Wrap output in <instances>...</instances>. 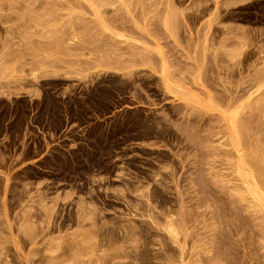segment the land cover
Wrapping results in <instances>:
<instances>
[{
    "label": "rangeland",
    "instance_id": "obj_1",
    "mask_svg": "<svg viewBox=\"0 0 264 264\" xmlns=\"http://www.w3.org/2000/svg\"><path fill=\"white\" fill-rule=\"evenodd\" d=\"M239 161L264 0H0V264H264Z\"/></svg>",
    "mask_w": 264,
    "mask_h": 264
},
{
    "label": "bare ground",
    "instance_id": "obj_2",
    "mask_svg": "<svg viewBox=\"0 0 264 264\" xmlns=\"http://www.w3.org/2000/svg\"><path fill=\"white\" fill-rule=\"evenodd\" d=\"M240 154V153H239ZM242 156V155H241ZM244 163L245 164H247L248 165V163L246 162V161H244ZM243 164V163H242ZM242 164L240 163V161H239V163H238V166L236 167L237 169H236V172L238 173V177H239V179H241L243 176H245V177H249V179H248V181H250V182H248L246 179L247 178H245L242 182H243V185H244V183H245V189L246 190H244V188H243V190L242 191H244L243 193H245V191H247L249 194H250V196L253 198H251L250 199V201H253V200H257L258 201V203L260 202L261 204H264V193L263 192H261L260 190H262V189H260L259 190V188H260V186H259V184H258V182H256V180H254L253 181V177H254V175H251V174H253L252 172H251V174L249 175L248 174V172L247 171H249V170H244V168H242ZM244 166V165H243ZM249 166H250V164H249ZM246 167V166H245ZM248 169V168H247ZM250 169V168H249ZM252 177V181L250 180V178ZM256 178V177H255ZM254 178V179H255ZM259 187V188H258ZM247 194V193H246ZM245 194V195H246ZM248 194V195H249ZM251 204H252V202H251ZM253 204H254V202H253ZM264 206V205H263ZM263 208V207H262ZM177 228V227H176ZM169 230L171 231V232H173L174 231V229L172 228V225L170 224L169 225ZM28 232H30V231H28ZM29 234H32V233H29ZM178 234V233H177ZM176 234V235H177ZM30 236V235H29ZM32 236V235H31ZM31 238V237H30ZM118 255V254H117ZM115 256V255H114ZM115 258V257H114ZM108 259V258H107ZM111 259V258H110ZM98 260H99V258H98ZM113 260V259H112ZM111 261V260H110ZM115 261V260H114ZM96 262H97V260H96ZM99 263V262H98ZM102 263H104V262H102ZM108 263V262H107Z\"/></svg>",
    "mask_w": 264,
    "mask_h": 264
}]
</instances>
